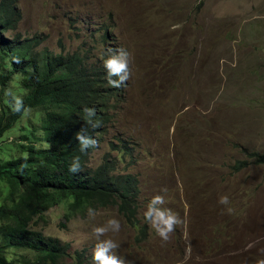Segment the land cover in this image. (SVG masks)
Wrapping results in <instances>:
<instances>
[{
	"label": "rangeland",
	"instance_id": "rangeland-1",
	"mask_svg": "<svg viewBox=\"0 0 264 264\" xmlns=\"http://www.w3.org/2000/svg\"><path fill=\"white\" fill-rule=\"evenodd\" d=\"M17 6L22 19L5 37L40 39L37 53H80L90 64L118 49L130 53L126 95L87 168L96 170L111 154L117 172L140 180L142 225L156 195L164 199L159 207L181 220L168 240L148 223L139 242L138 229L117 207L73 215L63 203L33 225L68 245L73 257L60 264H77V251H86L84 264H95L98 240L108 239L131 264H264V164L247 156H264V0H18ZM105 32L113 41L101 38ZM14 81L3 98L19 104L25 97ZM198 87L205 90V111L200 98H191ZM211 96H220L219 110L207 126ZM190 107L201 120L190 117ZM43 117L28 110L1 142L32 134L27 143L49 146ZM122 140L133 155L112 150ZM2 151L18 155L8 144ZM245 160L247 166L234 169ZM113 218L119 231L97 237L95 229Z\"/></svg>",
	"mask_w": 264,
	"mask_h": 264
},
{
	"label": "trees",
	"instance_id": "trees-1",
	"mask_svg": "<svg viewBox=\"0 0 264 264\" xmlns=\"http://www.w3.org/2000/svg\"><path fill=\"white\" fill-rule=\"evenodd\" d=\"M17 2L0 0V264H60L72 258L67 244L33 228L48 211L63 203L69 204L73 215L117 207L127 224L138 229L137 241L145 240L149 222L142 225L138 218V176L117 172L111 154L96 170L87 168L91 153L110 134L129 79L120 87L109 84V79L118 77L109 76L104 63L108 57L90 64L87 56L80 53H37L34 46L42 43L40 39L23 42L20 35L5 37L18 29L22 19ZM101 38L113 41L109 32ZM16 76L20 77L18 81H14ZM13 81L24 94L22 103L3 98ZM89 108L95 110L92 122L99 121V127L88 123L85 109ZM28 110H38L44 116L42 129L49 146L27 143L32 134H25L22 142L2 143L6 133L22 123ZM26 127L30 130V126ZM77 133L97 143L81 151ZM120 143L112 142V150L134 154L129 142ZM5 144L17 150L18 155L2 151ZM247 156L256 164H264L262 155L252 152ZM76 158L79 170L72 172L69 168ZM247 165L246 160L237 161L234 169ZM85 254L86 251L75 253L77 264H84Z\"/></svg>",
	"mask_w": 264,
	"mask_h": 264
},
{
	"label": "clouds",
	"instance_id": "clouds-1",
	"mask_svg": "<svg viewBox=\"0 0 264 264\" xmlns=\"http://www.w3.org/2000/svg\"><path fill=\"white\" fill-rule=\"evenodd\" d=\"M131 60L130 53L124 49H118L117 52L109 56L105 61V67L108 70L109 76L118 77L117 80L109 79V84L113 87H120L125 81L129 79L130 68L129 63ZM87 113V121L92 124V127H99V121L93 123L92 117L95 116L94 109H85ZM77 139L81 145V151H85L87 148L94 146L97 142L84 135L83 133H77ZM70 171L75 172L79 170L78 158L74 160L73 164L69 168ZM226 199V198H223ZM164 203V199L160 195L154 196L148 204V209L145 212V219L155 228L157 234L163 239L168 240L170 234L175 231V227L181 223L179 215L171 209L161 208L159 205ZM120 229L119 221L116 219H110L107 222V226L97 227L95 233L97 237L103 235L109 230L118 232ZM118 248L113 240L108 239L99 241L95 246L93 252V260L95 264H131L125 257L117 256L114 249Z\"/></svg>",
	"mask_w": 264,
	"mask_h": 264
},
{
	"label": "crops",
	"instance_id": "crops-1",
	"mask_svg": "<svg viewBox=\"0 0 264 264\" xmlns=\"http://www.w3.org/2000/svg\"><path fill=\"white\" fill-rule=\"evenodd\" d=\"M209 90H208V92H209ZM208 92H207V94H208ZM191 93H192V97H191L192 99L200 98L199 107L204 109V111H205V106H204L205 90H202L201 88L198 87L197 88V92L195 94L193 93L192 90H191ZM219 99H220V96L208 97L209 103H208V106L206 107L207 112H204L205 115L209 116V120L207 122L208 123L207 126L212 125V123L215 121V114L219 110ZM189 112H190V117L191 118H196L198 120H201L202 117H203V114L201 112L197 111L195 108H191L190 107Z\"/></svg>",
	"mask_w": 264,
	"mask_h": 264
}]
</instances>
